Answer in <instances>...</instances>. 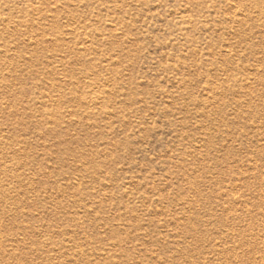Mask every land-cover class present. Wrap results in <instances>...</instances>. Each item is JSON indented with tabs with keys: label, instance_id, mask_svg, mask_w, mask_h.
Segmentation results:
<instances>
[{
	"label": "rangeland",
	"instance_id": "1",
	"mask_svg": "<svg viewBox=\"0 0 264 264\" xmlns=\"http://www.w3.org/2000/svg\"><path fill=\"white\" fill-rule=\"evenodd\" d=\"M0 264H264V0H0Z\"/></svg>",
	"mask_w": 264,
	"mask_h": 264
}]
</instances>
